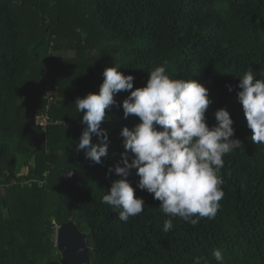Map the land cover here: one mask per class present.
I'll list each match as a JSON object with an SVG mask.
<instances>
[{
	"label": "trees",
	"instance_id": "obj_1",
	"mask_svg": "<svg viewBox=\"0 0 264 264\" xmlns=\"http://www.w3.org/2000/svg\"><path fill=\"white\" fill-rule=\"evenodd\" d=\"M165 61L171 78H192L209 90L208 126L226 108L232 138L242 142L223 157L215 218L196 226L162 213L153 194L138 188L135 169L128 180L144 210L123 222L102 202L120 178L108 169L121 163V129L140 122L124 117L129 91L116 93L105 110L102 162L77 147L86 125L74 102L99 92L106 67L132 75L135 89ZM249 69L264 79V0H0V264H68L55 234L70 218L89 228L94 264H193L196 257L218 264L214 248L224 264H264V144L252 141L238 99ZM46 113L52 124L45 132ZM92 143H99L95 134ZM167 219L174 226L165 233Z\"/></svg>",
	"mask_w": 264,
	"mask_h": 264
},
{
	"label": "clouds",
	"instance_id": "obj_2",
	"mask_svg": "<svg viewBox=\"0 0 264 264\" xmlns=\"http://www.w3.org/2000/svg\"><path fill=\"white\" fill-rule=\"evenodd\" d=\"M166 64L149 71L146 84L135 89L132 75H124L116 65L106 67L99 92L77 97L74 102L77 111L83 112L82 123L86 125L77 147L85 150L86 159L102 162L101 158L108 155L107 130L101 128L109 118L105 110L116 103V93L129 91L122 102L124 117L134 115L140 122L121 129L123 166L118 163L108 169L120 178L112 182L102 202L117 211L123 222L139 215L145 203L128 180L135 169L138 188L153 194L162 213L196 226L202 218H215L224 196L219 176L223 157L240 148L242 142L232 138L233 120L226 108L217 109V123L208 126L205 112L211 103L209 90L192 78H171ZM228 88L232 90L231 85ZM239 88L238 99L252 130L251 139L256 145L264 144V79H256L249 69L240 77ZM93 134L99 143H92ZM72 174L69 171L67 176ZM173 226L172 219H167L163 231L167 233ZM211 254L218 264H224L220 248ZM193 264H201V258H194Z\"/></svg>",
	"mask_w": 264,
	"mask_h": 264
},
{
	"label": "water",
	"instance_id": "obj_3",
	"mask_svg": "<svg viewBox=\"0 0 264 264\" xmlns=\"http://www.w3.org/2000/svg\"><path fill=\"white\" fill-rule=\"evenodd\" d=\"M89 235L72 218L57 227L56 246L64 263L94 264L93 247L88 243Z\"/></svg>",
	"mask_w": 264,
	"mask_h": 264
},
{
	"label": "built area",
	"instance_id": "obj_4",
	"mask_svg": "<svg viewBox=\"0 0 264 264\" xmlns=\"http://www.w3.org/2000/svg\"><path fill=\"white\" fill-rule=\"evenodd\" d=\"M48 74H49V71L48 70H46V74H45V76H44V82H45V84H44V88H43V93H44V96H45V98L47 99V101H48V104L46 105V109H47V111H49V108H50V105H51V102L53 101V89H52V87H51V85L49 84V83H47L49 80H50V77L48 76ZM43 120H44V122H43V124H42V129L46 132L47 130H48V127H49V125H51L52 124V120H51V118H50V116H49V114L48 113H46L45 115H44V117H43ZM46 175V174H45ZM14 181V183H17V180H13ZM34 181V180H33ZM33 181H30V180H26V184H31ZM37 181V180H36ZM42 184H43V182H40L39 183V185L40 186H42ZM23 186V185H22ZM2 187H3V185H0V192L2 191Z\"/></svg>",
	"mask_w": 264,
	"mask_h": 264
},
{
	"label": "rangeland",
	"instance_id": "obj_5",
	"mask_svg": "<svg viewBox=\"0 0 264 264\" xmlns=\"http://www.w3.org/2000/svg\"><path fill=\"white\" fill-rule=\"evenodd\" d=\"M23 103L25 105L27 103L26 100H24ZM82 230L84 232H88L89 231V228L87 227V225L85 223L82 225ZM55 240H56V234H55Z\"/></svg>",
	"mask_w": 264,
	"mask_h": 264
},
{
	"label": "crops",
	"instance_id": "obj_6",
	"mask_svg": "<svg viewBox=\"0 0 264 264\" xmlns=\"http://www.w3.org/2000/svg\"><path fill=\"white\" fill-rule=\"evenodd\" d=\"M26 171H27V167H24L22 173H25Z\"/></svg>",
	"mask_w": 264,
	"mask_h": 264
}]
</instances>
